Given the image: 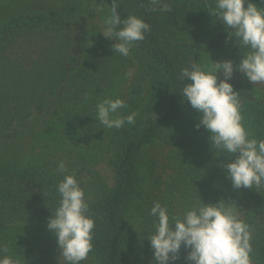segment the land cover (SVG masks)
Returning a JSON list of instances; mask_svg holds the SVG:
<instances>
[{
  "label": "trees",
  "instance_id": "obj_1",
  "mask_svg": "<svg viewBox=\"0 0 264 264\" xmlns=\"http://www.w3.org/2000/svg\"><path fill=\"white\" fill-rule=\"evenodd\" d=\"M60 9L28 8L0 19V142L14 140L13 132L29 126L45 111L68 74L76 70L71 54L75 14L98 17V5L110 11L112 0H62ZM170 12L152 11L149 0H121L117 12L124 19L136 15L151 31L136 42L130 53L139 67L138 83L130 92L136 99L120 116L137 113L135 124L106 135L96 119V104L118 88L127 73L128 59L113 53L104 38L94 33L89 50L64 98L59 123L47 128L59 147L48 159L23 167H0V244L4 236L21 226L47 225L59 203L56 185L63 179L57 165L64 161L84 189L92 176L98 148L109 142L114 152L115 185L101 200L89 204L95 220L92 254L97 264H149L152 249L146 235L152 230L149 211L154 201L167 205L173 214L199 199L217 203L231 198L240 217L252 230L251 264H264V189L234 190L224 171L227 163L211 148L210 133L197 129L199 114L182 102L177 77L192 62L210 63L231 59L238 64L244 50L227 40L228 33L207 10L214 0H165ZM264 7V0H253ZM125 61L127 63H125ZM184 83H188L185 81ZM147 90L146 104L136 105ZM241 114L251 133L264 138V104L249 101ZM163 143L168 157L142 167L140 157L150 145ZM174 227V226H173ZM183 247L175 264H188Z\"/></svg>",
  "mask_w": 264,
  "mask_h": 264
},
{
  "label": "clouds",
  "instance_id": "obj_2",
  "mask_svg": "<svg viewBox=\"0 0 264 264\" xmlns=\"http://www.w3.org/2000/svg\"><path fill=\"white\" fill-rule=\"evenodd\" d=\"M121 0H112L103 18L105 38L115 39L113 53L127 57L132 46L143 41L151 26L132 14L122 19L117 12ZM152 11L170 12L165 0H149ZM228 33L227 40L244 50L238 64L231 59L210 63L192 62L180 69L177 83L183 100L199 114L197 129L210 133L211 148L226 157L217 167L224 171L234 190L264 189V138L254 136L241 114L240 93L229 82L239 71L249 82L264 84V7L253 0H214L207 9ZM97 11L104 9L98 5ZM222 75L223 79L220 78ZM188 81V83H184ZM125 107L120 99L104 98L96 104V119L107 129L135 124L137 113L120 116ZM64 174L56 185L59 203L48 218L47 229L55 237L65 264H82L93 250L95 220L90 214L85 191L74 174H68L64 161L57 165ZM152 230L146 235L152 249L149 264H175L181 248L188 264H251L252 230L240 217L234 200L205 203L199 199L173 215L167 205L154 201L149 211ZM174 226V227H173ZM7 251V249H3ZM0 264H19L11 256L0 257Z\"/></svg>",
  "mask_w": 264,
  "mask_h": 264
},
{
  "label": "rangeland",
  "instance_id": "obj_3",
  "mask_svg": "<svg viewBox=\"0 0 264 264\" xmlns=\"http://www.w3.org/2000/svg\"><path fill=\"white\" fill-rule=\"evenodd\" d=\"M65 4L62 0H0V19L16 16L28 8H52L60 9ZM72 22V46L71 54L77 56L78 63L76 70L68 74V79L64 82L52 100L49 107L37 113L31 120L29 126L22 130L13 132L14 140L11 142H0V167L11 165L23 167L33 161L34 163L48 159L57 152L71 151V147H59L52 135L47 134L46 129L59 123L64 107V98L77 73V68L89 50L90 37L94 33L100 34L108 47L116 43L115 39H107L102 34L103 19L101 12L95 19H89L81 14H75L71 18ZM127 73L118 88L113 92H107L105 98H120L127 104H131L136 96L130 95L134 86L138 83L139 67L129 53L127 57ZM125 63H127L125 61ZM220 78L223 79L222 75ZM234 90L240 93L241 106L246 102L254 101L264 104V84H253L249 82L239 71H234L233 78L229 81ZM140 97L139 102L133 106L137 112L146 104L147 90ZM124 108L118 110L120 115ZM114 129H107L106 135L113 134ZM105 146L98 148V157L93 161L92 176L85 180L84 191L88 204L95 203L107 196L115 185L113 162L114 152L111 150L109 142L105 140ZM168 148L163 143H155L148 146L140 157L142 167H147L153 161L163 160L168 157ZM7 251H3V249ZM8 255L19 264H65L58 250L55 237L48 231L47 225L21 226L8 232L0 244V257ZM82 264H97L92 252Z\"/></svg>",
  "mask_w": 264,
  "mask_h": 264
}]
</instances>
